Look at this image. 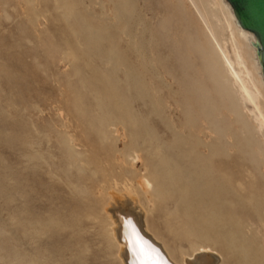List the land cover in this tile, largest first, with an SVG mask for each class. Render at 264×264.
I'll list each match as a JSON object with an SVG mask.
<instances>
[{
  "label": "rangeland",
  "instance_id": "rangeland-1",
  "mask_svg": "<svg viewBox=\"0 0 264 264\" xmlns=\"http://www.w3.org/2000/svg\"><path fill=\"white\" fill-rule=\"evenodd\" d=\"M195 1L234 60L218 9ZM212 47L189 0H0V264H117L105 208L119 197L118 228L143 212L127 204L142 198L145 172L155 187L181 191L171 195L168 228L196 203L177 176L189 163L221 157L264 195V129ZM169 203L148 208L171 246L156 217Z\"/></svg>",
  "mask_w": 264,
  "mask_h": 264
},
{
  "label": "bare ground",
  "instance_id": "bare-ground-1",
  "mask_svg": "<svg viewBox=\"0 0 264 264\" xmlns=\"http://www.w3.org/2000/svg\"><path fill=\"white\" fill-rule=\"evenodd\" d=\"M189 2L198 14L202 24L205 25L212 39L216 40L217 50L214 47L212 48L223 76L231 77V82L238 86V97L242 101L250 103L253 108L252 112L255 113V119L258 125L256 128L264 129V77L255 35L239 25L232 7L227 0H211L212 6L218 9L226 29L229 30L231 41L235 44L234 60H232L229 53L217 41L215 31L206 13L199 9L195 0H189ZM212 14L215 16L214 12ZM228 80L230 79L228 78ZM206 102L208 101L206 100ZM235 103H237L236 100ZM207 122L206 120V124ZM210 131L212 132L213 130ZM222 135L219 134V137L216 135L217 140L215 139V141L219 143L218 145L221 144L220 137ZM172 137L176 138V135ZM173 142L175 141L172 139V145ZM180 142L185 143L182 140ZM160 143L163 145L166 142L163 143L161 141ZM183 143L180 144L184 147L185 145ZM166 144L168 146V143ZM165 145L162 147H167ZM221 145L223 146V143ZM181 146L180 148H183ZM162 147L158 149H162ZM166 149H164L165 153ZM258 151H262L261 148ZM169 152L167 151V155H164L168 156ZM224 152L227 153L226 151ZM170 153L177 156L176 152L175 154ZM213 156L214 154H211L210 157ZM184 157L186 158V155ZM215 158L213 164H206L200 167L195 166V164L190 166L191 163H189V165L180 168L179 175L177 176H180V179L183 181L188 182L190 186L189 192L193 197L192 200L196 201V203L191 207L184 208L185 211L182 212L180 222L173 220L176 222V225H170L169 228L167 227L169 225V219L167 218L175 216L173 210L175 211L176 209L175 201H172L171 195L175 191L181 193L179 188H176L172 192H170L171 190L165 192V190H161L162 187L161 189L155 187L153 181L145 172V175L141 176L137 183V188L141 190L142 198H137L136 202L130 201L127 204L128 208L132 207L133 209L139 203L143 212H136V209L129 216V219L132 218L133 220H129V222L124 221V223L122 222L123 225L120 223L122 226L119 228L117 221L111 214L115 208L114 203L119 197L114 195L110 196L108 205L105 208L106 222L104 223L103 230L105 233L103 235L108 246L114 250L117 264H264V205L260 208L258 201L259 199L263 200L264 195H261V192L258 193L259 184L256 183L253 177L249 176L250 172H247L249 175L246 172L244 175H240L237 169L231 171V173L227 172V169L223 166V158H219L218 156ZM135 159H140L139 155H135L132 158V160ZM157 166H159V163ZM145 169L148 171L147 168ZM151 172H149V175L157 173L158 171ZM193 176H196V178H193ZM168 177L171 178V176ZM160 198L165 201L171 198V204L166 205L162 211L159 209L158 216H156L159 220L157 221V225L165 226L164 230H166V233L163 232L176 243L172 241L171 246L162 234H160L162 232L158 231V227L153 225L156 229L152 228V223L149 221V211L151 209L148 206L154 200ZM117 210L115 208V211ZM127 210L124 211L126 212ZM193 210H199L198 216L193 220L188 219L189 213ZM117 212L119 213V211ZM118 213L117 218L118 216L120 217V213ZM122 228L123 232L120 233L119 229ZM160 245L167 253L170 259L169 261L173 263L168 261ZM176 250L180 253L179 257L175 255Z\"/></svg>",
  "mask_w": 264,
  "mask_h": 264
},
{
  "label": "water",
  "instance_id": "water-1",
  "mask_svg": "<svg viewBox=\"0 0 264 264\" xmlns=\"http://www.w3.org/2000/svg\"><path fill=\"white\" fill-rule=\"evenodd\" d=\"M239 25L257 39L259 60L264 77V0H227Z\"/></svg>",
  "mask_w": 264,
  "mask_h": 264
}]
</instances>
